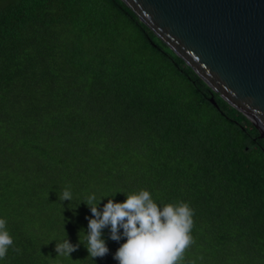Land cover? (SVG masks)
<instances>
[{"label":"trees","instance_id":"1","mask_svg":"<svg viewBox=\"0 0 264 264\" xmlns=\"http://www.w3.org/2000/svg\"><path fill=\"white\" fill-rule=\"evenodd\" d=\"M140 189L193 209L180 264H264V135L247 116L123 0H0L2 264H116L107 230L95 261L51 240L77 243L88 194Z\"/></svg>","mask_w":264,"mask_h":264},{"label":"water","instance_id":"2","mask_svg":"<svg viewBox=\"0 0 264 264\" xmlns=\"http://www.w3.org/2000/svg\"><path fill=\"white\" fill-rule=\"evenodd\" d=\"M123 1L264 135V0Z\"/></svg>","mask_w":264,"mask_h":264},{"label":"clouds","instance_id":"3","mask_svg":"<svg viewBox=\"0 0 264 264\" xmlns=\"http://www.w3.org/2000/svg\"><path fill=\"white\" fill-rule=\"evenodd\" d=\"M118 192L125 195L124 200L114 199ZM103 198L107 199L101 205ZM60 199L71 202V190L64 189ZM81 202L91 213L86 215V228L78 231L77 243L70 241L65 229L62 239H52L57 255L71 258L70 254L83 245L93 261L102 258L110 251L105 239L107 230L108 239L119 242L112 253L116 264H180L185 249L193 242V209L187 202H158L147 189L116 191L111 197L99 198L92 192L71 209L75 211ZM81 231L83 241L79 236ZM13 243L8 222L0 216V264Z\"/></svg>","mask_w":264,"mask_h":264}]
</instances>
